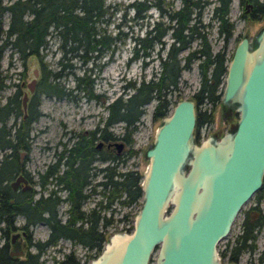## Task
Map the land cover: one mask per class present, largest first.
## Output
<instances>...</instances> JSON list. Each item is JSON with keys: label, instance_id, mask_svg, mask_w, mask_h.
I'll list each match as a JSON object with an SVG mask.
<instances>
[{"label": "trees", "instance_id": "trees-1", "mask_svg": "<svg viewBox=\"0 0 264 264\" xmlns=\"http://www.w3.org/2000/svg\"><path fill=\"white\" fill-rule=\"evenodd\" d=\"M172 1L129 0L127 2L126 6L132 10L133 18H143L145 11L151 6L157 10V17L146 21L142 35L130 36L133 44L129 59L149 55L154 44L158 43L159 48L156 52L159 66L147 79L142 75L137 83L134 79L127 80L122 90L132 91L124 92L125 96L124 93L117 94L105 103L106 96L93 91L91 67L84 64L89 59L98 58L104 52L111 53L114 49L118 34H110L103 24L104 14L110 4L105 0H0V52L8 47L9 63L10 58L15 54L22 66L26 60L34 57L38 62L40 73L34 93L27 103L25 118L16 119L21 113L17 92L0 105L1 180L14 174L18 150L29 148L30 123L40 114L38 103L41 93L67 97L71 95L73 89H76L86 98L100 97L99 100L106 110L105 116L99 118V121H102L100 125L96 122L87 134L77 132L76 140L67 148V162L76 163L74 170L77 178L96 153L93 147L96 131L99 135L107 136L108 140L119 138L129 144L128 155L136 153L137 149L131 147L133 142L131 134L145 111V104L155 100L151 118L157 119L163 115L170 96L177 87L181 71L189 69L194 62L198 74V86L191 96L196 104V131L203 123L212 120L213 108L219 103L218 86L222 81L225 60L228 59L226 44L233 30V23L228 16L231 0H215L211 7L209 19L213 24L215 21V32L221 39V44L216 50H212L208 42V33L212 24L209 21H202V8L209 0H179L177 7L172 5ZM249 1L252 6L246 9V3L242 4L241 17L249 20L264 17V0ZM243 2L244 0H239L240 5ZM166 33L170 41L165 46L162 37ZM50 34L56 40L58 52L54 69L48 67L44 59L47 37ZM192 41H195L193 47H191ZM184 48H187L185 54H179ZM160 50H164L163 55L158 53ZM73 59L80 61L81 73L75 72ZM68 73L73 79L72 87H65L61 81V77ZM6 75L0 76V88L5 85L4 78L8 77ZM201 105L204 108H201ZM117 122L121 123L120 131L115 133L111 127ZM102 130L104 133H100ZM107 152L108 162L104 170L102 197L95 201V206L87 210L79 208V201L84 197L70 191L67 195L69 204L64 220L60 221L53 209H48L46 216L38 215L34 210L33 213L25 212L28 219H44L49 226L48 235L42 241H35V250L28 251L29 259L26 263L18 260H0V263L39 264L42 262L38 259L41 251L55 244L60 238L80 243L88 249L93 247L94 252L88 255L90 257L99 252L104 240V232L98 229V221H102L103 226L112 221L111 215L104 213L105 209L109 208L112 213L114 209L113 206L111 207L112 203L128 206L136 203L141 194L140 174L137 170L130 168L119 170L121 155L115 153L113 148H109ZM127 154L123 155L124 158ZM260 201H264L262 188L253 194L252 203L241 210L239 230L231 239H227L219 250L221 257L226 261L235 263L244 251L253 252L257 232L264 226V213L261 212ZM251 211H254V214H251ZM122 217L127 218V213L124 212ZM76 221L79 223L76 224ZM1 255L6 259L7 254L3 249ZM261 258L262 255L259 256L260 261ZM77 261V258L73 259L70 251L64 253V257L57 260V263L77 264Z\"/></svg>", "mask_w": 264, "mask_h": 264}, {"label": "water", "instance_id": "water-1", "mask_svg": "<svg viewBox=\"0 0 264 264\" xmlns=\"http://www.w3.org/2000/svg\"><path fill=\"white\" fill-rule=\"evenodd\" d=\"M32 75L29 91L37 68ZM221 83L220 112H235L234 121L197 139L194 99H176L142 152L131 226L108 233L87 264H221L218 242L264 180V21L236 40ZM25 100L24 92L23 109ZM111 143L116 151L123 145Z\"/></svg>", "mask_w": 264, "mask_h": 264}, {"label": "rangeland", "instance_id": "rangeland-1", "mask_svg": "<svg viewBox=\"0 0 264 264\" xmlns=\"http://www.w3.org/2000/svg\"><path fill=\"white\" fill-rule=\"evenodd\" d=\"M5 1V0H4ZM7 1V0H6ZM129 0H105L106 3L110 4L108 11L104 14L103 24L106 31L110 34H118V39L115 43L114 49L111 53L104 52L101 56L95 59H89L84 65L91 67V75H93V91L98 94H104L106 98L104 102L111 100L117 94L128 93L132 91L131 89H123V84L127 80L139 81L140 77L144 75V79L151 76L154 71L158 69V58L157 49L159 44H154L153 50L149 55L144 57H137L134 59H129L131 54V47L133 44L131 35H142L144 29L146 28V21L154 19L157 17V10L154 7H150L145 11V16L143 18H133L132 10L126 6ZM215 3V0H209L202 8V21L211 22V30L208 33V42L212 50H216L220 44L221 39H219L215 32V21L209 19L211 13V7ZM246 3V9L251 8L252 3L249 0H244L243 3H239V0H231L230 7L228 11L229 19L233 23L232 34L229 36L226 44V57L229 56L234 43L240 38L244 33L248 36H252L253 33L261 26L264 21V17L258 18L256 20H249L247 18L241 17L242 4ZM114 5L115 7H111ZM172 5L177 7L179 5V0H173ZM147 14V15H146ZM5 25V21H4ZM165 41V46L169 43L170 38L168 33L163 37ZM195 45V41H192L191 47ZM187 48L179 51V54H185ZM44 59L47 62L48 67L53 68L56 66V58L58 52L56 49V40L53 39L50 34L47 37V44L45 48ZM160 55L164 54V50L158 51ZM9 48L5 47L0 56V71L7 72L10 77H7V81L10 80L21 82L22 89H25L24 83L29 81L32 75V68L38 69L37 79L39 77V66L38 62L34 57L26 60L23 76L18 73L22 66L20 61L16 59L15 54L10 58L12 64L9 63ZM227 60V59H226ZM225 60V61H226ZM72 64L76 73H81L80 61L73 59ZM56 68V67H55ZM62 84L68 87L73 86L72 76L68 73L61 77ZM198 86V74L195 66V62L189 69H184L180 73V77L177 83V87L173 90L170 96L169 106L178 98L181 97H192V93ZM222 83L219 84L218 88L220 90ZM11 90V86H7L2 89V94L6 95ZM126 93L123 95L125 96ZM100 97L86 98L76 89L71 91V95L67 97H56L54 95L39 94L38 110L40 114L33 120L30 124L29 130V149L27 152H22V158L24 159V164L26 169L31 173L32 177L36 178L37 172L41 171L47 162L52 161L54 157V150L59 149L57 144L58 140L63 141L66 136H69L71 132H83L87 134L86 131L91 130L96 122L100 125V116L103 118L106 114V110L103 108ZM4 99L1 97L0 101ZM154 101L150 100L145 104V111L140 116L136 123V126L131 134L133 142L131 147L137 149L134 154H127L129 149V144H126L123 140V146L120 151L119 170L125 169H136L140 174L145 165V158L142 152L148 142L152 139L154 129L159 123V119H153L150 117V112L152 109ZM201 108H204L201 105ZM236 118V113L232 112L227 118L228 121H233ZM221 118L219 103L215 104L212 111V120L207 123H203L198 129L197 139L203 138L205 135L211 132H216L219 134L228 127L229 122ZM119 122L115 123L111 129L113 132L120 131ZM117 140L119 138H116ZM121 140V139H120ZM127 154L124 158L123 155ZM122 159V161H120ZM102 165L103 163H97ZM99 176V174H98ZM264 182V180H263ZM264 193V191H263ZM99 195L92 192L88 198L84 201L82 208L84 210L89 209L93 205L95 206V201ZM100 197V196H99ZM98 197V198H99ZM253 201V196H251L242 206V209L247 208ZM140 203V197L137 199L136 203L130 204L128 206H119L115 202L112 203L114 209L110 213L109 208L105 209L104 213L106 215H111L112 221L107 225L103 226V235L105 236L119 229H124L131 226L132 214L136 210ZM259 206L261 212L264 213V201H260ZM66 210V203L62 202L58 206V213L64 217ZM241 210L236 215L230 230L226 237L222 238L218 244L217 249L220 250L227 239H231L234 233L239 230V222L242 217ZM127 213V218H123V213ZM120 219H117L119 218ZM48 227L43 223H38L31 228V238L34 240L42 241L48 235ZM1 240V239H0ZM256 245L253 252L248 253L244 251L239 256V261L228 262L225 258H222L221 264H264V226H262L257 232V237L255 239ZM103 243V241H102ZM30 251H34L33 246L29 247ZM72 252L73 256L77 258V264H84L89 262L90 256L94 252V248H86L80 243H73L66 238H60L55 244L47 246L43 249L39 255V260H45L44 264H58L57 260L64 257V253ZM155 252L152 253V259H154ZM262 255L261 261L258 257ZM88 256V257H87ZM247 260H251V263ZM71 264V263H64ZM150 264H154L153 261Z\"/></svg>", "mask_w": 264, "mask_h": 264}, {"label": "flooded vegetation", "instance_id": "flooded-vegetation-1", "mask_svg": "<svg viewBox=\"0 0 264 264\" xmlns=\"http://www.w3.org/2000/svg\"><path fill=\"white\" fill-rule=\"evenodd\" d=\"M15 58L17 59V57ZM8 64H12V61H10V63ZM25 66L26 65L24 64V66H22L21 70H19L18 72L22 76ZM4 75L10 77V74H8L7 72L0 71V76ZM22 80L23 79H21V82H11L10 80L7 81V77H5V85L0 88V99L1 97H3L4 99L2 102L0 101V105L5 103L6 99L9 96L15 94L16 92L18 93L20 98L21 113L17 115L16 119H23L26 117V106L29 97L34 93L35 90L34 85L33 89L29 91L26 86V82L24 83L25 89H22ZM7 86H11V90L6 95H4L2 94V89ZM24 92L26 93V100L25 108L23 109L21 105V98ZM153 101L155 102V100ZM169 108L170 106L168 103L166 112L169 110ZM220 115L222 119L224 118L226 122L228 121V117H222L221 112ZM228 122L229 127L231 122ZM100 133H104L103 130ZM95 134L96 137L94 139L95 143L93 147L95 148L96 153L92 156L91 161L85 165V167L87 168L80 171V173L78 174V178L76 177V171L74 170L76 163L72 162L68 164L66 158L67 148L71 146L76 140L75 132H71V134H69V136H66L63 141L58 140L57 144L59 145V149L54 150V157L52 161L47 162L45 164V167L41 171L37 172L36 178L32 177L31 173L26 169L24 159L22 158V152H27L29 148L18 150L17 166L14 174L9 178H4L2 180L0 179V232L6 233H0V260H18L26 263L29 259V257L27 256L28 251H30L29 247H34L36 241L31 238V228L38 223H43L48 227L49 230V226L44 219H28L25 212L28 213L34 210V213L37 212L38 215L40 214L42 216H46L47 210L53 209V211L61 221L66 217V210L63 217L58 213V206L60 203L65 202L67 208L69 204L67 195L70 191H72L73 194L79 193L82 197H84V199L82 198L79 201V208H82L84 201L89 197V195L92 194V192L102 197L101 191L103 190V176L105 173L104 170L108 162L107 151L109 148H113L115 153L120 154L122 148L120 149V151H116V149L114 148L111 142L117 140L116 138L114 140H108L106 138L107 136L105 137L104 134L99 135L98 131H96ZM7 151L8 149H6L5 152ZM101 162L103 163L102 165L97 164ZM18 175L22 176L24 180L20 178L17 179ZM71 184H73V186ZM262 184V194L264 195V182H262ZM98 197L96 200H98ZM250 213L254 214V211H251ZM77 223H79V221H76V224ZM97 227L99 230L103 231L102 221H98ZM1 249L6 252V259L2 257L3 255H1ZM19 249H21V253L17 252V250ZM73 259H75V256H73ZM247 261L251 263V260Z\"/></svg>", "mask_w": 264, "mask_h": 264}]
</instances>
